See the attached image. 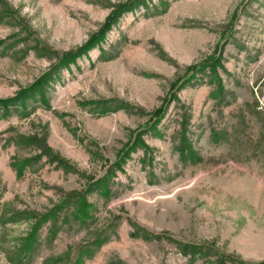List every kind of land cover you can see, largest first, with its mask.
I'll return each mask as SVG.
<instances>
[{"label":"rangeland","instance_id":"374dc122","mask_svg":"<svg viewBox=\"0 0 264 264\" xmlns=\"http://www.w3.org/2000/svg\"><path fill=\"white\" fill-rule=\"evenodd\" d=\"M124 1L0 0V264H264V0H141L74 54Z\"/></svg>","mask_w":264,"mask_h":264},{"label":"trees","instance_id":"16d2710c","mask_svg":"<svg viewBox=\"0 0 264 264\" xmlns=\"http://www.w3.org/2000/svg\"><path fill=\"white\" fill-rule=\"evenodd\" d=\"M141 0H126L124 2H120L118 4H116L114 6V9L111 11V13L108 15L105 23L103 24L101 31L94 33L91 38L82 46H80L79 48H77L76 50H73L72 52L74 54H79L85 50H87L94 42L95 40L101 35L103 34L104 31H106L107 29H109V27L112 25V23L119 17L121 16L124 12H126L127 10L132 9V7L135 6L136 2H139ZM71 52V53H72ZM69 56V55H67ZM66 56V57H67ZM79 196V198H84L85 197V191L77 194ZM84 205H86L85 202H83ZM65 202L60 204L58 207L59 208H64ZM82 208V207H81ZM56 209L53 210V212H50L47 216L50 218H55L57 216L58 213L55 212Z\"/></svg>","mask_w":264,"mask_h":264},{"label":"built area","instance_id":"2783aa9c","mask_svg":"<svg viewBox=\"0 0 264 264\" xmlns=\"http://www.w3.org/2000/svg\"><path fill=\"white\" fill-rule=\"evenodd\" d=\"M259 103H260V108L264 109V94L259 96Z\"/></svg>","mask_w":264,"mask_h":264}]
</instances>
